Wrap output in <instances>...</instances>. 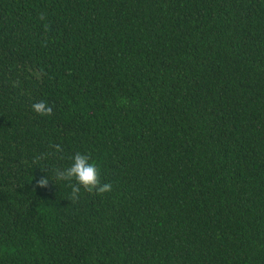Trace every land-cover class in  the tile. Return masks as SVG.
<instances>
[{
    "label": "trees",
    "instance_id": "1",
    "mask_svg": "<svg viewBox=\"0 0 264 264\" xmlns=\"http://www.w3.org/2000/svg\"><path fill=\"white\" fill-rule=\"evenodd\" d=\"M0 264H264V0H0Z\"/></svg>",
    "mask_w": 264,
    "mask_h": 264
},
{
    "label": "clouds",
    "instance_id": "2",
    "mask_svg": "<svg viewBox=\"0 0 264 264\" xmlns=\"http://www.w3.org/2000/svg\"><path fill=\"white\" fill-rule=\"evenodd\" d=\"M43 19V17H41ZM32 111L40 116H48L52 114V107L44 100L34 102L31 105ZM52 147L56 152H62L63 149L60 145L55 144ZM47 155V153L42 154ZM39 159V157H37ZM71 163L66 167H58L51 169L54 181H67L71 189L68 197L72 202L80 199L81 189L88 194L103 195L109 193L113 189L111 182H102L100 170L96 163L92 162L91 157L86 153L79 151L71 156ZM48 183L47 177H42L37 181L41 187L46 186Z\"/></svg>",
    "mask_w": 264,
    "mask_h": 264
}]
</instances>
